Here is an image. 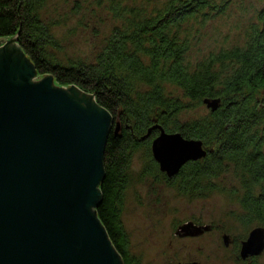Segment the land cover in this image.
Returning a JSON list of instances; mask_svg holds the SVG:
<instances>
[{"label":"trees","instance_id":"16d2710c","mask_svg":"<svg viewBox=\"0 0 264 264\" xmlns=\"http://www.w3.org/2000/svg\"><path fill=\"white\" fill-rule=\"evenodd\" d=\"M229 3L139 0L127 4L110 0L108 11L119 22L95 56V63L86 66L71 61L64 67L50 53L60 46V3L0 0V39L18 36L22 52L38 75H51L60 85H76L93 94L101 107L115 117L119 115L120 120L124 117L130 126V130H122L121 137L112 132L108 136L103 156L106 175L100 187L102 202L96 209L124 262L127 256L121 248L115 218L118 188L126 180L122 172L128 157L122 152L123 144L130 131L134 140L156 122L168 133L200 140L205 147L212 145L204 159L185 164L173 181L174 185L180 183L182 193L208 174L217 177L225 164H237L256 182L264 179V7L248 25L242 47L222 49L195 64L189 58L193 39L216 15L227 10ZM81 7L76 2L72 13ZM166 85L176 86L182 96L167 93ZM185 99L198 104L204 99L220 102L206 116L178 125V116L189 106ZM254 190L252 185L242 201L247 211L264 215V188L258 195Z\"/></svg>","mask_w":264,"mask_h":264},{"label":"water","instance_id":"95a60500","mask_svg":"<svg viewBox=\"0 0 264 264\" xmlns=\"http://www.w3.org/2000/svg\"><path fill=\"white\" fill-rule=\"evenodd\" d=\"M14 37L0 39V264H124L96 213L107 139L123 130L119 117L77 86L40 77ZM219 102L203 100L211 111ZM153 130L152 157L168 178L210 152L160 125L146 136ZM263 251L264 228L257 227L240 256Z\"/></svg>","mask_w":264,"mask_h":264},{"label":"rangeland","instance_id":"374dc122","mask_svg":"<svg viewBox=\"0 0 264 264\" xmlns=\"http://www.w3.org/2000/svg\"><path fill=\"white\" fill-rule=\"evenodd\" d=\"M123 1L131 4L139 0ZM57 2L63 15L57 31L60 46L50 53L64 67L71 61L93 65L105 39L119 22L113 20L108 11L110 0H102L100 5L95 0ZM76 2L82 7L74 14L71 8ZM262 7L264 0H230L227 10L216 15L193 39L191 61L195 64L222 49L242 47L247 27ZM17 37L14 42L22 50ZM36 76L33 81L37 80ZM54 84L67 87L55 81ZM165 87L167 93L182 96L176 86ZM79 90L95 101L93 94ZM183 101L189 106L178 116V125L204 117L210 111L203 103ZM113 117L117 119L119 115ZM123 118V121L119 118L122 129L130 130ZM130 133L123 144L122 152L128 157L122 172L126 180H122L118 188L115 218L121 232V248L127 256L124 264H264V251L247 261L239 256L241 243L249 233L257 227L264 228V215L247 211L242 201L252 185L255 195L262 193L264 187L257 185L264 186V179L256 182L255 177H250L237 164H225L226 168L217 177L208 174L199 184L190 186L186 194L182 193L180 183H169L168 176L159 172L152 157L151 142L159 131H151L148 137L147 133L137 135L134 140ZM211 147L206 146V149ZM261 148L264 156V144ZM191 224L202 231L194 233ZM183 227H186L184 231Z\"/></svg>","mask_w":264,"mask_h":264},{"label":"flooded vegetation","instance_id":"af4514ba","mask_svg":"<svg viewBox=\"0 0 264 264\" xmlns=\"http://www.w3.org/2000/svg\"><path fill=\"white\" fill-rule=\"evenodd\" d=\"M156 166H158V170H159V172L161 173V174H165V173H162L161 171H160V169H159V165H157L156 164ZM180 172H181V170H180ZM179 172V173H180ZM179 173L176 175V176H174L173 178H168V180H169V182L171 181V182H173L174 180H175V178L179 175ZM166 175V174H165ZM225 244H228V242H226ZM241 249V248H240ZM239 256H240V252H239ZM240 258H241V256H240ZM252 257H248V258H246V259H242L241 258V260H243V261H247V260H249V259H251ZM190 263H192V262H190Z\"/></svg>","mask_w":264,"mask_h":264}]
</instances>
